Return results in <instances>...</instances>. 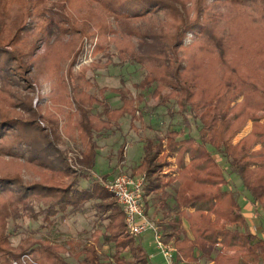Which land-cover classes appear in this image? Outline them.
<instances>
[{"label": "trees", "instance_id": "trees-1", "mask_svg": "<svg viewBox=\"0 0 264 264\" xmlns=\"http://www.w3.org/2000/svg\"><path fill=\"white\" fill-rule=\"evenodd\" d=\"M90 1L102 4L114 21L123 24L122 38L136 39L133 48L139 55L123 48L119 53L142 69V78L134 84L140 91L133 96L129 90H115L120 106L101 105L94 116L85 108L86 99H74L79 107L78 131L88 147L81 168L72 176L67 173V158L57 154L35 118L22 115L20 107L26 102L22 94L9 92L18 75L13 60L19 54L4 48L14 41L0 38V77L8 81L1 80L0 87V264H12L23 254L32 255L37 264H150L139 236L123 234L122 206L103 184L108 174L96 175L93 167L99 138L119 131V121L126 117L129 127L136 129L134 121L150 115L148 129L154 130L152 114L160 107L170 118L178 114L180 127L144 138L143 156L132 175L145 174L144 212L148 215L153 206L161 214L162 220L154 224L163 241L173 243L186 236L183 218L192 237L202 240L200 246L190 240L175 249L174 263L261 264L264 0ZM239 20L247 21L251 29H241ZM134 21L144 24L125 32ZM74 81L79 87L74 93L84 97L89 78L82 73ZM57 86L60 94L66 85L59 78ZM147 92L149 99H155L151 104L145 102ZM62 100H57L59 105ZM172 101L175 108L168 106ZM56 110L61 114L60 106ZM249 121L250 131L235 142ZM170 164L175 165L167 167L173 176L163 182V167ZM23 172H33L37 178L25 181ZM243 197H249L254 207V232L242 214ZM67 219L88 238L61 242L36 236ZM25 220L38 228L22 227L19 222ZM79 221L80 228L75 225ZM19 232L23 237L14 244L12 237Z\"/></svg>", "mask_w": 264, "mask_h": 264}, {"label": "rangeland", "instance_id": "rangeland-1", "mask_svg": "<svg viewBox=\"0 0 264 264\" xmlns=\"http://www.w3.org/2000/svg\"><path fill=\"white\" fill-rule=\"evenodd\" d=\"M210 1L206 0V2ZM236 23L241 29H251L247 26V21L239 20ZM143 24L144 21H134L133 26L126 25L128 29H125V32ZM122 25L114 21L103 5L96 1L0 0V38L5 39L6 42L14 41L12 46L4 48L14 49L15 53L19 54V59L12 61L13 66L17 68L18 75L13 79L16 82H11L13 84L8 87L9 92L13 94V91L18 90L22 94L23 101H26L20 107L23 111L22 115L24 117L31 115L35 118L36 125L42 129V135L50 139L54 149L58 150L57 154L67 158L70 164L67 173L72 176V171H78L81 168L80 160L88 147L87 142L86 144L82 142L83 138L81 139L78 131L76 119L79 120L77 111L79 107L74 99H86L89 103H85L87 105L85 108L94 116L101 112V105L110 108L120 106L121 101L115 90L120 88L129 90L133 96L140 91L134 87V84L142 78V69L138 64L127 63L129 57L119 53L121 48L135 53L133 46H135L136 39L125 35L122 38ZM237 25L234 24V26ZM239 27L237 26L236 32ZM135 54L139 55V53ZM121 60L122 65H117ZM82 73L85 74V78H89L91 83L83 89L84 97L74 93L79 90L74 78ZM3 78L5 77H0V87H2V81L8 82L7 78ZM59 78L66 85L65 88H60V94H58L59 86H57ZM99 89L102 90L99 91ZM145 96L146 103L154 102L155 99L148 98V92ZM62 98L59 105L57 100ZM58 106L62 108L61 114L56 110ZM168 106L176 107L173 101ZM50 114L52 116L48 117ZM152 115L154 130L148 129L151 127L150 115L144 116L142 120L134 121L136 129L129 127L130 118L126 117V119H121V122L119 121V131L99 138L101 147L98 148L99 154L96 157L93 171L98 175L109 173V177L103 183L104 186L120 173L141 177V173L132 175V170L134 162L139 161L144 138L154 134H163L169 127H180V116L175 114L170 118L163 107L158 108ZM250 129L251 122L249 121L236 135L234 141L236 142L241 136L247 134ZM41 145L44 144L41 143ZM170 162H173V159H170ZM167 167L173 169L175 165L170 164L163 167L164 174L161 175L163 182H168L173 176ZM32 173L23 172V180L36 179L37 177ZM225 173L228 174L227 170ZM72 176L66 177V181L68 182ZM230 179L239 189L240 185L234 176H230ZM152 207L147 210L150 218L154 211L153 209L150 215ZM71 220L60 221V224L51 228L49 232L38 231L36 236H50L61 242L67 238L87 239L89 235L78 232ZM19 223L24 228H38L37 224L30 225L26 220ZM75 225H79L80 228L83 223L79 221ZM123 234L131 236L126 228ZM21 237H23L22 232L14 234L13 243L17 244ZM145 246L143 245L149 254L150 249L147 245ZM7 263L3 261V264Z\"/></svg>", "mask_w": 264, "mask_h": 264}, {"label": "built area", "instance_id": "built-area-1", "mask_svg": "<svg viewBox=\"0 0 264 264\" xmlns=\"http://www.w3.org/2000/svg\"><path fill=\"white\" fill-rule=\"evenodd\" d=\"M144 175L141 177L129 176L125 173L118 174L108 182L105 187L113 194L122 206L125 228L129 235L137 237L147 230L153 234L154 244L159 251L162 261L160 264H175V247L171 242L162 239L156 225L147 217L142 203V185ZM12 264H37L31 255L23 254Z\"/></svg>", "mask_w": 264, "mask_h": 264}, {"label": "crops", "instance_id": "crops-1", "mask_svg": "<svg viewBox=\"0 0 264 264\" xmlns=\"http://www.w3.org/2000/svg\"><path fill=\"white\" fill-rule=\"evenodd\" d=\"M142 146H143V142H142ZM142 156H143V150H142V153L139 156V161L137 163L134 162V167L140 163V161L142 159ZM171 167H173V166H171ZM94 174L97 175V173H95V172H94ZM108 177H109V173H108ZM242 200H243L242 201V214L245 217L246 221H248V223L250 225V230L252 232H254L255 231V227H254V224H253V219L255 217V213H254L253 204H252L251 200L249 199V197H247V198L243 197ZM153 209H154V211H153L152 217L150 218L148 215H147V217H149V219L153 223L156 224L158 221H160L162 219H161V214L156 212L157 210L154 207L150 208V212H151L150 215L152 214V210ZM182 224H183V228H184V232H185L186 236H184L183 238H181L179 240H176L173 243V245L174 244L176 245V246L174 245L175 249L185 246L188 243V241H190V240H192L195 245H199L200 246L202 244V240L201 239H195V238L192 237L191 232H190L189 227H188V223H187V221L184 218L182 219ZM142 234H143L142 236H140L141 234L139 235V237H138L139 239L138 240L142 243V245H144V246L147 245V247L150 249V253L147 254L148 257H149L150 264H160L161 261H162V258H161V255H160L159 251L155 247L152 232L150 230H147V231H145ZM259 236L264 241V231L260 232ZM151 245L153 246V248H152ZM197 253H198V251L195 250V255ZM181 264H194V263L188 262V261H183V262H181ZM199 264H205V263H204V261L200 260ZM208 264H210V263H208ZM261 264H264V262H262Z\"/></svg>", "mask_w": 264, "mask_h": 264}]
</instances>
